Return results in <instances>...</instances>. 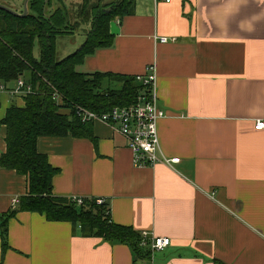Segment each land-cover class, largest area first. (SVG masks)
I'll return each instance as SVG.
<instances>
[{
    "label": "crops",
    "instance_id": "obj_1",
    "mask_svg": "<svg viewBox=\"0 0 264 264\" xmlns=\"http://www.w3.org/2000/svg\"><path fill=\"white\" fill-rule=\"evenodd\" d=\"M110 29L113 44L78 70L136 76L155 64L161 152L180 161L136 167L127 137L100 120L91 136H41L37 148L58 169L55 196L105 198L113 222L172 242L138 259L79 223L18 210L26 176L0 166L1 222L15 211L5 250L0 226V264H264V128L255 127L264 119V0H135ZM6 85L0 155L1 121L13 103L25 105L11 92L16 81Z\"/></svg>",
    "mask_w": 264,
    "mask_h": 264
},
{
    "label": "trees",
    "instance_id": "obj_2",
    "mask_svg": "<svg viewBox=\"0 0 264 264\" xmlns=\"http://www.w3.org/2000/svg\"><path fill=\"white\" fill-rule=\"evenodd\" d=\"M52 3L29 0V13L24 17L0 8V83L23 78L32 86L31 92L22 93L25 105L13 103L1 121L6 126L7 149L0 155V166L26 176L27 192L18 210L39 212L49 220L79 223L84 233L127 243L138 259L148 258L151 251L141 245V232L113 222L107 202L98 204L96 198H85L78 205L71 198L55 196L52 180L58 169L37 148L41 136H91L90 122L77 116L76 107L104 112L129 105L139 95L142 85L134 75L78 70L88 55L113 44L110 24L131 14L135 0H82L78 14L89 13L91 28L84 42L64 57L58 53L57 42L71 31L69 10L61 0L63 7L50 11ZM37 44L39 57L35 55ZM56 93L62 102L53 98ZM14 214L8 213L0 224L4 250L8 247V220Z\"/></svg>",
    "mask_w": 264,
    "mask_h": 264
},
{
    "label": "built area",
    "instance_id": "obj_3",
    "mask_svg": "<svg viewBox=\"0 0 264 264\" xmlns=\"http://www.w3.org/2000/svg\"><path fill=\"white\" fill-rule=\"evenodd\" d=\"M160 42L176 40L175 37L168 36L156 37ZM146 73L137 74L136 80L142 89L134 102L125 106H114L104 112H97L87 108L76 107V114L84 122L103 121L111 125V127L127 137L129 148L133 155V164L136 167L154 166L158 163L174 166L180 161V157H168L161 152L160 139L158 132V121L166 117V112L159 105L158 96V77L155 64L147 66ZM7 89V85L0 83V92ZM32 86L27 84L23 78L16 81L15 89L12 93H29ZM53 98L62 102L59 94H54ZM256 129L264 128V119H257L255 123ZM78 205L83 204L84 199L80 196L71 198ZM19 200L15 199L16 204ZM98 204H104L105 198H96ZM1 224V219H0ZM142 246H148L151 255L158 250H163L172 242L170 237H157L149 231H142Z\"/></svg>",
    "mask_w": 264,
    "mask_h": 264
},
{
    "label": "rangeland",
    "instance_id": "obj_4",
    "mask_svg": "<svg viewBox=\"0 0 264 264\" xmlns=\"http://www.w3.org/2000/svg\"><path fill=\"white\" fill-rule=\"evenodd\" d=\"M16 1L17 0H0V3H3L13 9L22 11L23 7L20 8L17 5H15ZM24 1L25 0H23L22 2L24 3ZM94 1H97V0H94ZM104 1L108 2V1H114V0H104ZM81 2L82 0H65V3L69 10V19L71 23L69 29H71V31L65 34V36H62L58 39L57 50H58L60 57H64L74 52L78 48L79 44L84 41L86 34L89 32L91 28L92 21H91V18L89 17V13L85 14V16L78 14V11H79L78 6ZM57 7H63L61 0L60 1L53 0L52 8H50V11H52V9L57 8ZM82 18L84 19V21L82 20ZM64 48H69V49H65V52H64Z\"/></svg>",
    "mask_w": 264,
    "mask_h": 264
},
{
    "label": "water",
    "instance_id": "obj_5",
    "mask_svg": "<svg viewBox=\"0 0 264 264\" xmlns=\"http://www.w3.org/2000/svg\"><path fill=\"white\" fill-rule=\"evenodd\" d=\"M28 2H29V0H25L24 1L23 12L16 11L15 9H13V8L3 4V3H0V8L4 9V10H6V11H8V12L14 14V15H18V16L24 17V16H26L29 13Z\"/></svg>",
    "mask_w": 264,
    "mask_h": 264
}]
</instances>
